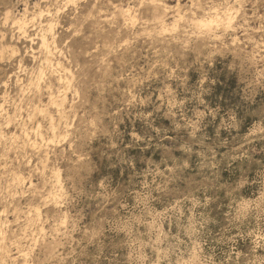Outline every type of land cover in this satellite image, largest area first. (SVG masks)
I'll return each mask as SVG.
<instances>
[{
    "label": "rangeland",
    "instance_id": "rangeland-1",
    "mask_svg": "<svg viewBox=\"0 0 264 264\" xmlns=\"http://www.w3.org/2000/svg\"><path fill=\"white\" fill-rule=\"evenodd\" d=\"M0 126V264H264V0H0Z\"/></svg>",
    "mask_w": 264,
    "mask_h": 264
},
{
    "label": "bare ground",
    "instance_id": "bare-ground-1",
    "mask_svg": "<svg viewBox=\"0 0 264 264\" xmlns=\"http://www.w3.org/2000/svg\"><path fill=\"white\" fill-rule=\"evenodd\" d=\"M71 1V0H70ZM74 1V0H73ZM154 1V0H153ZM152 2V1H151ZM166 4V3H165ZM162 5L161 7H164L166 8L167 10V6L166 5ZM156 5L160 6L159 4L156 3ZM157 6V7H158ZM234 7H230L228 8L223 15H220L218 12H215L214 14H211V15H208L206 17L202 16V17H199V18H192V23L200 30H205V32H210L212 31L215 27H221V28H224V29H228L230 26H231V22H232V19H233V12H231L230 10H232ZM156 9V8H155ZM165 10V9H164ZM234 10V9H233ZM232 10V11H233ZM119 11H121L122 13L124 14H127L128 16H131V13H130V9L129 8H126V9H120ZM230 11V12H229ZM237 10L235 9L234 12H236ZM42 12V11H41ZM44 12V11H43ZM25 13V12H24ZM35 14V13H34ZM123 14V15H124ZM39 15V14H38ZM37 15V16H38ZM41 15V13H40ZM33 16H36V15H33ZM33 18V17H32ZM131 18V17H130ZM180 18V17H179ZM133 19V17H132ZM163 19V18H162ZM30 21L29 19H27L26 17V14H22L20 17H17L14 22L15 24L17 25V31L20 32V34L22 35V37L24 36L25 37V34L27 35V29L29 30V27H27V23L26 21ZM52 20H50L51 22ZM47 23L46 27L43 25L44 28V31L42 34H40V47L41 48L40 50L41 51H44L45 55V61L46 63H49L51 66H56V68L59 69V71L61 72H64V77H65V80H66V89L68 88V85H69V82H68V71L69 69H66V66L64 67V65H62V63L60 61H55V62H52L51 60V55H52V52L53 50L56 48V46L54 47L53 44H55L54 42V38L51 36V33L52 31L54 30L53 28L55 27L52 23ZM163 22V21H162ZM166 22V21H165ZM165 22H163L161 25L163 27H166L167 24H165ZM41 23V22H40ZM161 23V22H160ZM46 24V23H45ZM41 26V25H40ZM42 27V28H43ZM168 27V26H167ZM42 31V30H41ZM39 33V32H38ZM29 38V37H28ZM42 66V65H41ZM39 68V67H38ZM42 70V69H40ZM71 71V70H70ZM38 73V72H36ZM60 76L63 75L62 74H59ZM38 76H41V72L38 73ZM62 77V76H61ZM59 77V78H61ZM40 78V77H39ZM38 78V79H39ZM40 81V80H38ZM59 81V80H58ZM57 81V82H58ZM60 81H63L62 79ZM35 82V81H34ZM39 83V82H37ZM64 83V81H63ZM36 85V84H35ZM34 85V86H35ZM38 85V84H37ZM64 86V85H63ZM39 87H37V90H38ZM65 89V88H64ZM50 90V89H49ZM68 90V89H67ZM66 92L64 90V92H62L61 94H59L57 97L53 96L50 98V102H48L49 104H51L53 106V108L55 109V111H57L58 115H59V118L60 119H63L65 117V114H66V110H65V102H66ZM41 100V99H40ZM38 103V102H37ZM2 105V104H1ZM47 107V106H46ZM36 110L41 112V113H44L45 115H48L51 120L53 118V116L51 115V112L48 111V107L47 108H41V106L39 105H36ZM3 110V108H2ZM1 110V111H2ZM35 110V111H36ZM40 113V114H41ZM35 114V113H34ZM39 114V113H38ZM43 114V115H44ZM42 115V114H41ZM47 116V117H48ZM33 117V116H32ZM30 119V118H29ZM49 120V119H48ZM58 121V119H57ZM60 121V120H59ZM50 122V121H49ZM62 123V122H61ZM51 124V123H49ZM58 124V122H57ZM57 126V125H56ZM54 126V124L52 123L51 124V129L53 131V134H52V139H48L49 141L53 142L55 140V138H57V136H59V132H56L54 131L57 127ZM1 127V126H0ZM39 127V125H38ZM37 127V129H38ZM1 130V129H0ZM1 133V132H0ZM1 135V134H0ZM3 137V136H2ZM11 139V138H10ZM44 140V138H42ZM45 141V140H44ZM35 144V143H34ZM58 174V173H57ZM59 175V174H58ZM57 175V176H58ZM20 178V177H19ZM18 178V179H19ZM60 178V177H58ZM57 178V179H58ZM56 179V180H57ZM32 183V182H31ZM59 183V181L57 182ZM54 196V195H53ZM57 202V201H56ZM38 214V210H36V212ZM36 215V214H35ZM39 216V215H38ZM34 218V217H33ZM3 234V233H2ZM0 238L2 239V241L4 242L6 240V237L4 235L0 236ZM0 239V241H1ZM1 241V242H2ZM3 244V243H2ZM4 246V245H3ZM2 248V247H1ZM4 249V247H3ZM11 251V250H10ZM5 252V251H4ZM18 254V253H17ZM22 254V253H20ZM25 255V254H24ZM8 257V256H7ZM14 258V257H13ZM4 259V258H3Z\"/></svg>",
    "mask_w": 264,
    "mask_h": 264
},
{
    "label": "snow or ice",
    "instance_id": "snow-or-ice-1",
    "mask_svg": "<svg viewBox=\"0 0 264 264\" xmlns=\"http://www.w3.org/2000/svg\"><path fill=\"white\" fill-rule=\"evenodd\" d=\"M11 54H12V55H16V53H14V52H13V53H11Z\"/></svg>",
    "mask_w": 264,
    "mask_h": 264
}]
</instances>
